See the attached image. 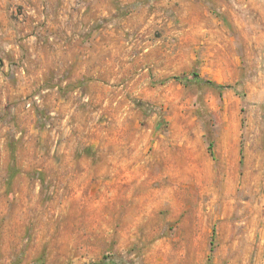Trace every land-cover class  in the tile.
<instances>
[{
  "label": "rangeland",
  "instance_id": "374dc122",
  "mask_svg": "<svg viewBox=\"0 0 264 264\" xmlns=\"http://www.w3.org/2000/svg\"><path fill=\"white\" fill-rule=\"evenodd\" d=\"M103 260L264 264V0H0V264Z\"/></svg>",
  "mask_w": 264,
  "mask_h": 264
},
{
  "label": "trees",
  "instance_id": "16d2710c",
  "mask_svg": "<svg viewBox=\"0 0 264 264\" xmlns=\"http://www.w3.org/2000/svg\"><path fill=\"white\" fill-rule=\"evenodd\" d=\"M176 80H179V81H189V80H193V81H197L199 82L200 84H203V85H207V86H212V87H216V88H222L224 87L223 85H220L218 84L217 82L211 80V79H207V78H203L201 77L198 73H192L191 76H175L174 77ZM97 264H107L105 260L103 261H99Z\"/></svg>",
  "mask_w": 264,
  "mask_h": 264
}]
</instances>
